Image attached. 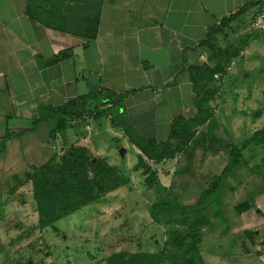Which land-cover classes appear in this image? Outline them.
I'll return each mask as SVG.
<instances>
[{
	"label": "crops",
	"instance_id": "obj_1",
	"mask_svg": "<svg viewBox=\"0 0 264 264\" xmlns=\"http://www.w3.org/2000/svg\"><path fill=\"white\" fill-rule=\"evenodd\" d=\"M28 1L0 0V140L11 135L0 154V258L7 251L6 235L13 234L9 220L24 212L18 214L21 204L4 210L5 192L24 183L12 184L14 171L19 164L24 170V155L37 153L39 158L28 157L37 166L57 154L58 134L50 136V120L32 129L43 110L107 90L122 97L120 113L132 132L164 142L175 119L196 115L188 68L206 63L200 42L210 28L222 19H227L223 30L235 23L239 35L251 28L239 55L248 46L258 49L255 42L264 48V32L252 29L264 0H34L32 18ZM252 1L254 7L237 13ZM95 14L96 36L87 39L81 34L84 21ZM40 131L44 137L29 143ZM9 262L1 264L15 263Z\"/></svg>",
	"mask_w": 264,
	"mask_h": 264
},
{
	"label": "rangeland",
	"instance_id": "obj_2",
	"mask_svg": "<svg viewBox=\"0 0 264 264\" xmlns=\"http://www.w3.org/2000/svg\"><path fill=\"white\" fill-rule=\"evenodd\" d=\"M248 18L246 15L245 20ZM234 24L223 30L225 36H215L216 46L233 44L232 50L247 46L246 34L252 33L251 28L239 35ZM255 43L258 49L252 51L248 46L246 53L230 60L225 76L217 77L219 93L209 105L210 119L196 129L185 151L162 164L149 163L165 191L144 186L145 176L132 170L139 151L123 140L109 118L86 119L59 133L54 151L60 155L71 145L85 147L93 157L115 167L128 183L51 227L39 229L25 174L43 164H29V156L39 158L37 153L31 155L30 149V155L23 156L24 170L19 164L11 179L12 184L24 183L5 192L4 210L10 213L21 204L24 209L19 208L18 214L24 212L21 218L9 220L13 234L6 235L7 251L0 264L5 260L18 264H119L117 259L108 258L118 252L156 253L170 230L187 231L189 225L199 228L202 264H264V149L262 145H245L264 131V48L262 41ZM43 137L44 131H40L28 142ZM231 149L240 153L236 166L212 195L201 197L198 205L200 194L226 166ZM157 200L170 204L171 214L167 218L157 215L155 221L148 208ZM244 201L249 202L250 209L236 213L234 207ZM248 233L254 234L248 238Z\"/></svg>",
	"mask_w": 264,
	"mask_h": 264
},
{
	"label": "trees",
	"instance_id": "obj_3",
	"mask_svg": "<svg viewBox=\"0 0 264 264\" xmlns=\"http://www.w3.org/2000/svg\"><path fill=\"white\" fill-rule=\"evenodd\" d=\"M34 4V0H29L26 8V13L31 18ZM255 5L256 2H248L237 13H243ZM98 21V14L87 17L81 31L82 36L94 39ZM226 22L227 19H222L219 25L210 28L200 42V46H204L207 50L206 63L188 68L189 78L195 90L193 105L196 115L189 120L181 117L175 119L171 124L170 135L166 141L156 142L143 139L132 132L124 123L120 113L122 97L107 90L69 100L59 108L43 110L37 121L33 122L32 129L38 123L50 120L52 123L50 136L54 137L55 134H62L66 127H74L73 123L84 122L86 119L96 121L109 118L110 125L114 128L120 127L128 138V142L139 151L136 157L137 162L132 170L139 171L145 176L144 186L152 187L156 192L165 191L159 183L152 164L157 165L172 160L190 145L196 129L210 119L209 102L213 101L219 93V86L215 85L217 79L214 76L224 77L226 68L231 63L230 60L235 58L240 51L239 48L232 50L231 46L223 48L216 46L212 41L215 35L223 31ZM66 55L62 53V57ZM59 58L61 57L53 61ZM255 115L258 117L259 112ZM10 137V133H7L0 140V154L3 151L4 142ZM245 145H262L264 149V131L257 132ZM238 151V149H231L228 153L226 166L219 176L212 178L209 187L200 194L198 205L201 197L212 195L226 173L236 166L237 156L240 154ZM25 182L31 185V198L37 212V228L44 229L83 207L97 203L106 194L126 185L128 180L121 176L115 167L106 164L102 159L93 157L85 147L71 145L65 148L60 155L55 154L42 166L32 168L27 172ZM169 205L165 201L157 200L150 204L148 209L157 221L158 216L162 218L170 216L171 212L168 210L171 207ZM249 209L248 201L241 202L234 207L236 213ZM167 221L169 222V219ZM193 228V225H189L187 231L170 230L163 247L156 253L129 255L125 252H118L112 254L108 260L117 259L119 264H202L198 250L202 238L199 228ZM252 234L254 233H248L247 237L251 238Z\"/></svg>",
	"mask_w": 264,
	"mask_h": 264
},
{
	"label": "built area",
	"instance_id": "obj_4",
	"mask_svg": "<svg viewBox=\"0 0 264 264\" xmlns=\"http://www.w3.org/2000/svg\"><path fill=\"white\" fill-rule=\"evenodd\" d=\"M252 29L254 32H264V2L263 1L259 8L258 14L252 23Z\"/></svg>",
	"mask_w": 264,
	"mask_h": 264
},
{
	"label": "water",
	"instance_id": "obj_5",
	"mask_svg": "<svg viewBox=\"0 0 264 264\" xmlns=\"http://www.w3.org/2000/svg\"><path fill=\"white\" fill-rule=\"evenodd\" d=\"M122 151H123V150H121V152H122ZM256 213L261 215V212H260L258 209H256Z\"/></svg>",
	"mask_w": 264,
	"mask_h": 264
}]
</instances>
